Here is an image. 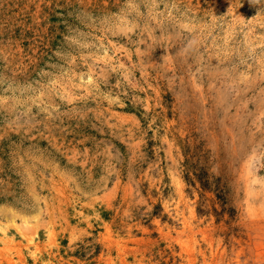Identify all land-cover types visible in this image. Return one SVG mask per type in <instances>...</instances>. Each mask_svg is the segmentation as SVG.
Segmentation results:
<instances>
[{"label":"rangeland","instance_id":"374dc122","mask_svg":"<svg viewBox=\"0 0 264 264\" xmlns=\"http://www.w3.org/2000/svg\"><path fill=\"white\" fill-rule=\"evenodd\" d=\"M0 264H264V3L0 0Z\"/></svg>","mask_w":264,"mask_h":264},{"label":"clouds","instance_id":"9594fccd","mask_svg":"<svg viewBox=\"0 0 264 264\" xmlns=\"http://www.w3.org/2000/svg\"><path fill=\"white\" fill-rule=\"evenodd\" d=\"M249 3L252 5H260L261 3H264V0H249Z\"/></svg>","mask_w":264,"mask_h":264}]
</instances>
